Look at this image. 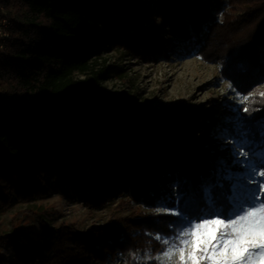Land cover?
Wrapping results in <instances>:
<instances>
[{
	"label": "trees",
	"instance_id": "obj_1",
	"mask_svg": "<svg viewBox=\"0 0 264 264\" xmlns=\"http://www.w3.org/2000/svg\"><path fill=\"white\" fill-rule=\"evenodd\" d=\"M3 3L11 13L12 26L4 52L0 50V208L46 195L52 179L64 193L77 191L95 204L106 202L111 194L128 193L150 207L164 198L179 207L178 214H132L87 229L75 224L47 226L41 239L25 234V244L19 241L23 232L15 231L1 242L11 243L17 262L3 264H106L119 253L132 264H159L155 256L165 246L157 236H173L186 218L232 210L229 183L224 169L218 170L223 162L208 147L207 138L193 136L190 142L180 138L170 148L174 128L157 131L155 121L137 120L119 96L102 89L107 69H96L97 56L109 40L98 24L131 50L151 56L163 51L150 36L151 44L140 40L145 35L130 0ZM164 5L163 17L173 32L183 41L195 35L192 47L197 54L210 62L223 61L222 73L238 91L248 93L264 81V0H210L207 4L166 0ZM238 10L240 14L235 13ZM122 11L128 12L123 20L118 15ZM130 29L135 34L127 33ZM6 77L12 81L10 89L1 86ZM249 108L247 119L251 118L246 124L264 123L259 96ZM208 119L199 126L214 131L217 119ZM251 132L258 130L251 128ZM145 134L152 135L151 145L144 143ZM104 136L138 151L119 158L122 166L117 175L107 168L112 158L96 161L97 140ZM152 161L159 165L152 167ZM164 162L165 171L160 170ZM154 171L161 173L159 180L151 175ZM175 183L176 195L168 190ZM146 251L151 259L141 261L133 255L144 256Z\"/></svg>",
	"mask_w": 264,
	"mask_h": 264
},
{
	"label": "rangeland",
	"instance_id": "obj_2",
	"mask_svg": "<svg viewBox=\"0 0 264 264\" xmlns=\"http://www.w3.org/2000/svg\"><path fill=\"white\" fill-rule=\"evenodd\" d=\"M209 1L202 0L204 4ZM165 2L166 0H130L131 10L139 18L145 35L139 37L140 40L144 44H151L150 39L154 38L163 47L161 53L153 56L148 53L141 54V50H131L128 43L120 42L112 33L107 32L103 24L97 25L99 32L105 33L109 40L107 47L97 56L96 69H107L102 89L106 93L119 96L137 120L155 121L157 131H164L167 127L174 128L176 135L171 139L170 148H174L180 138L188 142L193 136L196 140L207 138L208 147L216 151L223 162V168L218 170H225L222 174L229 183L228 198L234 205V198H239L245 188L264 182V177L258 175L260 171H264V123H252L249 126L246 124L251 115L247 119L243 106L238 104L235 97L238 90L235 85L232 83L235 91H222L227 89V82L230 81L222 73L223 61L210 62L197 54L192 47L195 35H192L191 40L183 41L178 33L173 32L170 23L163 17ZM240 12L238 10L235 13ZM118 15L123 20L128 12L122 11ZM217 15L221 17L220 12ZM135 32L132 29L127 31L130 34ZM9 83H12L11 79L6 77L1 86L10 89ZM254 90L257 93L264 91V81L250 92ZM251 102L252 100L248 102V106ZM237 105L240 106L239 109L234 107ZM211 116L217 119V125L214 131L207 132L199 123L205 124L203 120L210 119ZM186 118H190V121H186ZM251 128L258 132L252 133ZM145 136L148 137L144 143L151 145L152 135ZM241 148L248 152L247 157L237 154ZM97 149L99 152L95 156L96 161L102 163L112 158L107 168L115 175L122 166L119 158L138 152L127 144L123 145L122 141L108 136L97 140ZM152 162V167L159 165L157 161ZM167 169L164 162L160 170ZM253 171L257 174L252 175ZM160 174L159 171H154L151 175L159 180ZM55 181L56 179H52V187H49L46 195L18 200L10 207L0 208V264L4 261L17 262L11 243L1 242L3 237L15 231L23 232L19 241L25 244V234L41 239L47 226L58 228L62 224H75L80 229H87L115 222L132 214L179 213L178 203L174 206L170 199H160L156 206L150 207L135 201L128 193L111 194L106 202L95 204L89 198L81 197L77 191L64 193L61 186L55 185ZM177 185L175 183L168 189L174 195L177 194ZM123 255L125 262L120 264H132L128 256ZM116 258L109 259L106 264H117L114 261ZM136 259L148 260L141 254Z\"/></svg>",
	"mask_w": 264,
	"mask_h": 264
},
{
	"label": "snow or ice",
	"instance_id": "obj_3",
	"mask_svg": "<svg viewBox=\"0 0 264 264\" xmlns=\"http://www.w3.org/2000/svg\"><path fill=\"white\" fill-rule=\"evenodd\" d=\"M227 90L235 91L231 81L227 82V89H222ZM257 95L264 103V91L235 92L245 113L250 111L248 102ZM237 154L248 156L242 148ZM258 175L264 177V171ZM209 205L213 206L212 201ZM156 238L165 246L155 256L159 264H264V182L245 188L239 198H234L231 211L217 210L207 216L186 218L173 236ZM133 255L139 257V253ZM144 258L152 257L146 251Z\"/></svg>",
	"mask_w": 264,
	"mask_h": 264
},
{
	"label": "built area",
	"instance_id": "obj_4",
	"mask_svg": "<svg viewBox=\"0 0 264 264\" xmlns=\"http://www.w3.org/2000/svg\"><path fill=\"white\" fill-rule=\"evenodd\" d=\"M4 0H0V38L2 39V44L0 46L1 52H4L5 43L11 36V26H12V16L9 14L8 8L5 7ZM115 263L120 264L125 262L123 254H119L114 260Z\"/></svg>",
	"mask_w": 264,
	"mask_h": 264
}]
</instances>
